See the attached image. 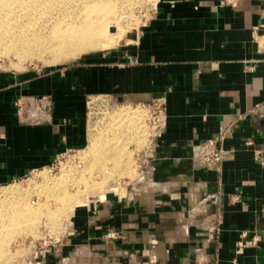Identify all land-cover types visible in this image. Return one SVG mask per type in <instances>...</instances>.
<instances>
[{"label":"crops","instance_id":"obj_1","mask_svg":"<svg viewBox=\"0 0 264 264\" xmlns=\"http://www.w3.org/2000/svg\"><path fill=\"white\" fill-rule=\"evenodd\" d=\"M234 2L157 0L134 46L0 73V185L84 149L89 97L164 106L144 181L74 207L37 264H264V0ZM223 130L217 172L194 153Z\"/></svg>","mask_w":264,"mask_h":264},{"label":"bare ground","instance_id":"obj_2","mask_svg":"<svg viewBox=\"0 0 264 264\" xmlns=\"http://www.w3.org/2000/svg\"><path fill=\"white\" fill-rule=\"evenodd\" d=\"M141 1L142 0H0V54L14 55L18 59V65L23 63L22 61L29 58L31 59L33 56L39 58L41 55L40 53H48L51 55V59L54 62H60L61 60L75 58L79 54H84L87 51L106 50L126 44L130 41L127 33L130 34L134 21L131 22V20H128L125 23L126 29L118 32L116 39L104 40L103 34L110 32L108 26L112 21L123 20L126 12ZM23 66L24 65H22V67ZM30 113L36 114L35 110ZM140 114L141 113L134 110V108H121L120 110L112 113L110 116L108 122L109 128H106L105 133V135L108 136L106 137L107 139L105 138L106 140H102L99 138L98 140L96 137L94 139L92 138V145H90L91 152L89 151L91 154L89 153V155L90 157L93 156V161H91L90 166H88V164L87 167H89V171H91L90 169L97 170L99 176L98 178H96L97 176H91L89 181L86 177H84L86 179L82 178L84 185L83 189L85 190L78 189V194L75 196L73 195L74 197L71 196L72 194H67L65 191L66 186L64 187V185V190L60 189V192L58 191L59 193H56L54 196V193H52L51 190L54 191V187L56 185H60L61 180L60 182L56 179L49 181L45 176L41 178L44 183L42 188L45 191L40 190L44 191V193H37L38 188L37 190L35 189V194L37 193L39 201L38 204L35 205H33L34 203H32L31 200L26 197L25 199L22 195L21 196L23 198L21 197V199L19 197V191L21 190H18L16 186H9L8 188L0 189V243L2 242V234L5 229L6 232L13 226L17 229L16 226L19 223L21 225L24 223L23 225H25V223L28 221L31 222L34 218V220L39 219L40 216L46 217V220L51 222V219L56 220L60 213L66 215L68 211L71 212L74 207L84 203L79 199L81 191H87V193L91 194L99 193L100 190H102L105 181L107 182L109 177V173H107L110 169L108 168L109 163L114 162L116 167L122 169L121 171L120 169L116 171L112 170L115 174L117 173V175H121L124 173L123 176H125V174L129 175L131 173L129 169L130 155H127V151H125L123 147H116L117 140H115L113 133L116 134L117 132L118 134H121L129 132V140L139 142V139L135 140V134L138 133V129L140 127ZM30 116H32V114H30ZM111 126H114L112 130ZM109 134H111V136H109ZM100 137L102 138V135ZM98 145L100 146L98 147ZM105 159H107L109 163L105 162ZM84 170L85 172L87 171V169ZM115 174L113 177L111 174L109 178L116 180V178L120 177H116L117 175ZM80 176L83 177V175ZM78 177L76 176V179H78ZM70 183L71 182H69V184ZM76 183V186L80 185V183L79 185ZM27 192V194L30 195L29 191ZM42 196L45 199L43 201L41 199ZM48 197L50 199L56 198L60 201L56 204L61 203L62 207L57 209L55 206L58 211L53 209L48 210V207H51L47 205ZM53 199L52 201L55 200ZM44 207L45 211L47 208V213L43 212ZM23 225L22 227L20 226L21 230L23 229ZM30 227L31 223L29 228ZM12 229L14 230V228H11V231H13ZM15 232L16 231L14 230V234ZM11 233L14 236L13 232ZM12 235L9 234V237ZM6 238L7 237H4V239Z\"/></svg>","mask_w":264,"mask_h":264},{"label":"rangeland","instance_id":"obj_3","mask_svg":"<svg viewBox=\"0 0 264 264\" xmlns=\"http://www.w3.org/2000/svg\"><path fill=\"white\" fill-rule=\"evenodd\" d=\"M156 1L157 0H144V1L142 0L140 3L136 4L129 11L126 12V15L123 18V20L112 21L109 24L108 29L110 32L103 34L104 40L116 39L117 33L126 29L125 23L128 20H131V22L134 21L133 22L134 25H132V30L130 31V34L127 33L129 40H130V42L128 41L129 43H127V44H122L118 47L109 48L106 50L87 51L84 54H79L75 58H70L67 60H61L60 62H54L51 59V55L48 53H40L41 55L39 58H36V56H33V57H31V59L29 58L25 61H22L23 63H20L18 65V63H17L18 59L14 55H12V54H8V55L0 54V73H9V74L10 73H22L25 75L33 73L34 75H37V76H44V75H48L50 73L63 72L64 70L69 69L71 67L80 66L82 63H84L86 61H89V60L94 59L95 57H99L101 55L109 54L114 50L127 48V47H130L132 45L134 46L139 35H140V33H141L142 28L144 27L145 23L148 21L150 15L152 13V8L154 7ZM15 58L17 59V61ZM22 65H24V66L22 67ZM43 101H44L43 98L42 99H38V98L33 99L32 97H23V98L17 99L16 102H18L21 106V109L25 110V111H34L36 109L37 110L40 109V111L41 110L43 111V108H42ZM152 106H153V103H134V104H131V103H128V102H125L122 100L117 101V100H113V99L107 98V97H96V96L89 97L86 101V109H85V114H86L85 121H86V127H87V132H88V144H87V146L82 150L70 152L68 154L61 156L60 158H58L56 163L49 168L34 171L31 174H29L27 177H25L24 179H21L19 181L10 182V183H7L5 185H0V189L8 188L9 186H16L18 188V190H21V191H19L20 192L19 197L20 198L22 196L24 198L26 197L27 199L31 200L32 203H34L33 205H35V204H38V202H39L38 197H37V193L43 194L45 191L42 188V185L44 183H43V179H41V178H43V176H45L49 181L56 179V180H59V182H60V180H61V182H60L61 184L58 183L60 185H56L54 187V191L51 190L52 193H54L53 194L54 196L56 193L58 194L60 192V189L64 190L63 188L66 186L65 191L67 192V194H70V195L72 194L71 196L74 197L76 194H78L77 193L78 189L85 190V189H83L84 185L82 182V178L83 179L87 178V180L89 181L91 176L92 177L97 176L96 178H98V176H99L97 173V170L90 169L91 171H89V169H88L89 167H87V165L89 164L88 166H90L91 161H93L92 160L93 156L90 157V155H89V153L91 152L90 151V145H92L93 139L96 137L98 140H99V138L102 140H106L107 139L106 137H108L105 135L106 128H109L108 122H109V119H110V116L112 115V113L120 110L121 108L123 109L126 107H130L132 109L134 108V110L141 113L140 114L141 117L139 119L140 127L138 129V133L135 134V140L139 139V142H137V141L135 142L134 140H132V141L129 140V138H128V136L130 134L129 132L128 133L125 132V133H121V134H118L116 132V134L115 133H113V134H114L115 140H117L116 141L117 142L116 147L117 148L123 147L125 149V151H127L126 152L127 155H130L129 156V169H130L131 173L129 175L125 174V176H123L124 173H122L121 175H117V173L115 174V172H113V171L119 170L120 168L116 167L114 162L109 163V161L107 159H105V162L109 163L108 168H110V169L107 171V173H109V177L111 176V174H112V177L115 174V175H117L116 177L120 176V177H118L119 179L116 178V180H113L112 178H109L108 174H107V177H108L107 182L105 181L104 186H103L102 190H100L99 193L91 194V193H87V191L86 192L81 191V193L79 194V196H80L79 199L82 202H84L85 204H87L91 200L99 199V197L104 195L105 192L108 193L107 192L108 189L112 188V187L118 189L117 194L120 197L125 196L127 186L130 183H133L138 177V163H139L138 158L140 157V153L145 149L146 146H148V143H149L151 130H150V127L148 125V118H149L150 113L152 112ZM113 127L114 126H111V130L113 129ZM101 135H102V138L100 137ZM136 135H137V138H136ZM109 136H111V134H109ZM99 146L100 145H98V147ZM91 148H92V146H91ZM84 155H85V157H84ZM103 162H104V158H103ZM130 162H131V164H130ZM84 169H87V171L85 172ZM76 170L78 173L76 172ZM121 170L122 169H120V171ZM82 171H83V173H82ZM92 171H94V172H92ZM87 172L89 173V175ZM90 172H92V173H90ZM63 173H64V175H63ZM61 175H62V177H61ZM80 175H83V177ZM76 176L77 177L80 176V177H78V179H76ZM84 177H86V178H84ZM59 178H61V179H59ZM68 178H69V180H68ZM79 179H81V180H79ZM66 182H67V184H66ZM69 182H71L70 184L72 187L70 186ZM75 183L77 185H79V183H80V185L76 186ZM68 184H69V186H68ZM84 184H85V181H84ZM63 185H64V187H63ZM37 188H38V190H37ZM35 189L37 190L36 194H35V192H36ZM33 190H35V191H33ZM40 190H44V191H40ZM27 191H29L30 195L27 194L28 193ZM38 191H40V192H38ZM24 192H26V193H24ZM23 193L25 196L23 195ZM43 196H45V195H43ZM43 196L41 197L42 201L45 200ZM49 199L50 198L48 197L47 205L51 206L52 208L48 207V210L53 209L55 211H58L57 209L59 207H62L61 203L56 204V203L60 202L56 198H54L55 200L52 198L55 202L52 201V199H50V200ZM50 201H51V203H50ZM55 206L57 207V209L55 208ZM43 210L42 211L44 213H47V211H48L47 208L45 211V207L43 208ZM70 216H71L70 211H68L66 213V215L60 213V215L56 218V220L51 219V222L46 220V217L40 216L39 219L34 220L35 219L34 218L33 219L34 221L32 220L36 224H34L32 221L31 222L28 221L27 222L28 224L25 223V225L26 224L28 225V226L26 225L28 228L25 225H23L24 223L22 224L23 225L22 230H21L22 225L20 223L16 226L17 229H15L14 226L11 227V228H14V230L16 231L15 234H14L13 229H12L13 231H11V228L8 229L7 232L5 229L4 230L5 233L3 232L2 238L3 239H4V237H7V238L4 240L2 239V242L0 243V252H1L0 253V264H32L33 257L35 255V253H37L39 251L42 252L43 250L47 249L49 247V245H51L55 242H58L59 240L62 239L63 235L67 231L68 222L70 221ZM29 220H31V219H29ZM30 223H31V227L33 226L32 228L31 227L29 228ZM17 230H18V232H17ZM19 231H21V232H19ZM11 232H13L14 236L12 235ZM7 233L11 234L12 236L9 237V234H7ZM4 242H5V244H4ZM2 243H3V245H2Z\"/></svg>","mask_w":264,"mask_h":264},{"label":"built area","instance_id":"obj_4","mask_svg":"<svg viewBox=\"0 0 264 264\" xmlns=\"http://www.w3.org/2000/svg\"><path fill=\"white\" fill-rule=\"evenodd\" d=\"M225 3L235 5L234 0H224ZM18 109H21L20 104L17 102ZM35 111H38L37 109ZM163 113H164V106L162 103L154 102L152 106V112L149 115L148 118V125L151 130L150 138L148 146L145 147V149L141 152L140 157L138 158V177L137 179L130 184L138 183L140 181H144L145 176L147 175L149 169L147 167L148 161L151 158V153L153 151V145L156 141V139L159 137L162 127H163ZM226 131H220L215 137L208 139L201 144L198 145L196 152L194 153L195 160L204 165L207 168H211L215 171H220L221 164L223 161V154L224 150L222 148V143L224 141ZM115 236L114 232H109L107 234L108 238H113ZM255 241L251 242L254 243ZM57 242L49 245V247L42 252L47 251L50 249L53 245H55ZM246 243L240 242L238 244V251L242 249V247ZM39 253L40 251L35 253L33 257L32 264H37L39 259Z\"/></svg>","mask_w":264,"mask_h":264}]
</instances>
